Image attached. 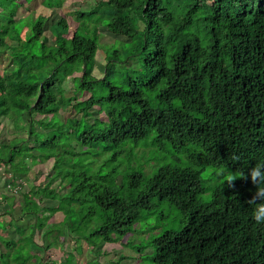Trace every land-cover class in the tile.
Here are the masks:
<instances>
[{
	"label": "trees",
	"instance_id": "trees-1",
	"mask_svg": "<svg viewBox=\"0 0 264 264\" xmlns=\"http://www.w3.org/2000/svg\"><path fill=\"white\" fill-rule=\"evenodd\" d=\"M21 2L0 0V264H264L256 186L203 179L264 163V0H104L73 32L52 23L50 44ZM100 27L126 40L97 79Z\"/></svg>",
	"mask_w": 264,
	"mask_h": 264
},
{
	"label": "rangeland",
	"instance_id": "rangeland-1",
	"mask_svg": "<svg viewBox=\"0 0 264 264\" xmlns=\"http://www.w3.org/2000/svg\"><path fill=\"white\" fill-rule=\"evenodd\" d=\"M62 1H63L62 6L58 9H54V10L44 8L42 5V0H32V2L30 4H26L25 2H21L22 4L17 9L15 19L17 20V19L24 18L26 20H29V22H31V21L32 22L33 21L34 22H37V21L41 22L43 24V28L45 30L44 34L42 36V41L50 44L52 42V39H51V34L49 32V26L52 23L56 22L62 16L66 19V22L69 26V30L71 32H73L74 29L78 25L79 19L76 16L77 12L88 11L90 8H93L98 2L104 1V0H62ZM98 31L99 32H98V37H97V44L99 46V49L95 55V66H94V69L92 72L93 76L97 79L103 77V75L106 72H108L109 67H107V66H109V65L106 63V59H105L106 51L109 50V48H111L114 45L115 40H122V41L126 40L123 37L113 36L105 28H102V27H100L98 29ZM29 36H31V33H30L29 27L27 26L24 29L22 37L28 38ZM7 42L10 43L9 41H7ZM6 65H8L7 61L0 59V70L3 68H6L5 67ZM10 127H11L10 122H7L6 124L3 123V129L0 128V136L7 134V131L9 130ZM179 155H181V158H182V160L179 159L181 164L182 165H189L187 152L181 153ZM29 167L31 170L29 173V177L34 178V183H40L41 181H44L45 171L50 168V164L47 163L43 166L38 165V166H34V167H31V166H29ZM224 172H225V170H223V169H213L210 167H206L204 174H203V179H205L208 182V183H206V185H210L216 180L217 181H223L224 179H223L222 173H224ZM6 174L7 173L5 172V170L3 168V163H0V177L3 178L2 181H0V191L3 189V183L6 181V178H5ZM26 189L27 188H24V190H26ZM207 197H208L207 195H204V199H206ZM19 210H20V208L17 207V210H16L17 216L19 215ZM159 210L160 211L163 210L165 215H166V212H168V209H164V208L159 209ZM154 214L156 215L157 213L155 212ZM178 217H179V213L177 211H174V212L170 213L169 215H167L166 221L168 223H171L172 226H177V224L180 222V220H179L180 218H178ZM152 219H154V218H152ZM26 221L31 222L33 220L23 219L22 223L24 224ZM1 234L7 235L10 237H14L13 236L14 233L11 229L8 231H1ZM35 241L38 243L39 246H41V242L38 238H35ZM112 248H113V245L112 246L111 245H104L102 247V250L104 252H110L111 253L105 257V260L110 259L112 257V252H111ZM0 251L1 252L5 251L2 246H0ZM123 253L130 255V256H135V254L133 252L126 251L125 249H123ZM38 256H40L39 253H38ZM61 256H62L61 250L50 249V250L46 251L45 256H44V260H60ZM80 259L82 261H87V260L91 259V257L87 253H84V256H81ZM123 264H136V263H135V260H126V261H123Z\"/></svg>",
	"mask_w": 264,
	"mask_h": 264
},
{
	"label": "clouds",
	"instance_id": "clouds-1",
	"mask_svg": "<svg viewBox=\"0 0 264 264\" xmlns=\"http://www.w3.org/2000/svg\"><path fill=\"white\" fill-rule=\"evenodd\" d=\"M223 179L227 182V187L234 188V181L237 178L250 179L251 183L256 186V191L252 195L251 199L247 200L248 205H252V219L257 223H264V163H258L255 166L249 168L247 174L243 171L239 172L237 176L229 169H226L222 173ZM259 201V203H257Z\"/></svg>",
	"mask_w": 264,
	"mask_h": 264
}]
</instances>
